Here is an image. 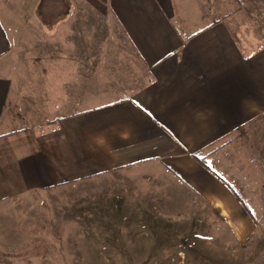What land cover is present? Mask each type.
Wrapping results in <instances>:
<instances>
[{"label":"crops","instance_id":"obj_1","mask_svg":"<svg viewBox=\"0 0 264 264\" xmlns=\"http://www.w3.org/2000/svg\"><path fill=\"white\" fill-rule=\"evenodd\" d=\"M182 1L0 0V121L6 109L26 120L0 131V200L154 165L235 243L255 234L248 205L211 164L264 114V45H243L236 23L264 1L236 0L198 29ZM150 258L139 264L163 257Z\"/></svg>","mask_w":264,"mask_h":264},{"label":"rangeland","instance_id":"obj_2","mask_svg":"<svg viewBox=\"0 0 264 264\" xmlns=\"http://www.w3.org/2000/svg\"><path fill=\"white\" fill-rule=\"evenodd\" d=\"M236 2L201 0L208 14L197 18L198 0H183L184 21L198 29L217 15H231ZM250 6L253 18L236 15L238 37L257 48L264 45V2ZM25 122L6 109L0 131ZM226 140L211 165L255 218L247 242L231 240L209 210L193 211L196 202L160 167L142 165L1 199L0 264H139L157 255L163 257L159 264H171L179 251L195 263L264 264V114ZM200 234L208 241H195Z\"/></svg>","mask_w":264,"mask_h":264},{"label":"trees","instance_id":"obj_3","mask_svg":"<svg viewBox=\"0 0 264 264\" xmlns=\"http://www.w3.org/2000/svg\"><path fill=\"white\" fill-rule=\"evenodd\" d=\"M228 185V184H227ZM229 189L231 190V192L234 194V196L237 198V200L243 205V207L246 209V211L249 213V210L245 204V202L243 201V199L240 197V195L234 190L233 187H231L230 185H228Z\"/></svg>","mask_w":264,"mask_h":264}]
</instances>
